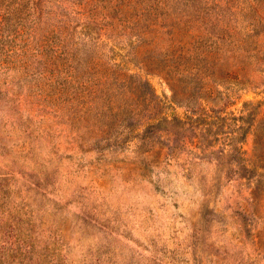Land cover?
<instances>
[{
    "label": "rangeland",
    "instance_id": "1",
    "mask_svg": "<svg viewBox=\"0 0 264 264\" xmlns=\"http://www.w3.org/2000/svg\"><path fill=\"white\" fill-rule=\"evenodd\" d=\"M0 264H264V0H0Z\"/></svg>",
    "mask_w": 264,
    "mask_h": 264
}]
</instances>
